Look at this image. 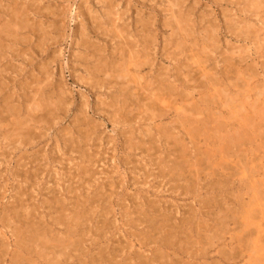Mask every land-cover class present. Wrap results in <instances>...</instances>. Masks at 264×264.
Returning a JSON list of instances; mask_svg holds the SVG:
<instances>
[{
  "label": "rangeland",
  "instance_id": "374dc122",
  "mask_svg": "<svg viewBox=\"0 0 264 264\" xmlns=\"http://www.w3.org/2000/svg\"><path fill=\"white\" fill-rule=\"evenodd\" d=\"M263 4L0 0V264H264Z\"/></svg>",
  "mask_w": 264,
  "mask_h": 264
},
{
  "label": "bare ground",
  "instance_id": "6f19581e",
  "mask_svg": "<svg viewBox=\"0 0 264 264\" xmlns=\"http://www.w3.org/2000/svg\"><path fill=\"white\" fill-rule=\"evenodd\" d=\"M37 1V0H36ZM264 5V4H263ZM261 8V7H260ZM19 12V11H18ZM19 14V13H18ZM22 15V14H21ZM14 16H16V14L14 15ZM20 16V15H19ZM19 16H17L18 18H19ZM26 17V16H25ZM19 19H21V18H19ZM22 20H23V18H22ZM19 21V22H15V25H14V29H12V32H14L15 33V35L17 36L18 35V31L19 30H24L25 29V26H24V22H25V20L24 21ZM139 20V19H138ZM20 22H21V25H20ZM111 23V22H110ZM13 27V26H12ZM30 27V26H29ZM4 30V29H3ZM11 31V30H10ZM10 31H9V33H10ZM178 34V33H177ZM177 36V35H176ZM241 36V35H240ZM14 37V36H13ZM175 37V36H174ZM20 38V37H19ZM14 39V38H13ZM17 40V37L15 38V41ZM209 41V40H208ZM2 49V48H1ZM190 49V48H189ZM130 55V54H129ZM120 56V55H119ZM132 60V59H131ZM128 61V60H127ZM140 61H142V60H140ZM124 62H126V61H124ZM129 62V61H128ZM137 63L138 62H134V64H136V66H137ZM139 63H141V62H139ZM104 64V63H103ZM102 64V65H103ZM122 64V63H121ZM128 64V63H127ZM119 65V64H118ZM132 65V64H131ZM114 66V65H113ZM120 66V65H119ZM118 66V67H119ZM127 66V65H126ZM125 65H124V67H126ZM129 66V65H128ZM136 66H135V68H136ZM138 66H139V68H140V65L138 64ZM137 66V67H138ZM121 67V66H120ZM119 67V68H120ZM114 68V67H113ZM122 68V67H121ZM108 69V68H107ZM112 69V66H111V68H110V71L111 72H113V70H111ZM123 69V68H122ZM121 69V70H122ZM125 69V68H124ZM107 72V71H106ZM109 72V71H108ZM123 72V71H122ZM117 73V72H116ZM118 73H119V71H118ZM114 74H115V72H114ZM134 74V73H133ZM124 75V74H123ZM114 76V75H113ZM118 76V75H117ZM127 76V75H126ZM115 77V76H114ZM126 80V79H125ZM126 83H128V82H126ZM132 83V82H131ZM123 86H125V85H123ZM122 86V87H123ZM58 103V102H57ZM7 126V125H6ZM28 138V137H27ZM178 140V139H177ZM234 228V227H233ZM254 253V252H253ZM259 258V257H258ZM263 259V258H262ZM53 260V259H52ZM257 263H259V262H257Z\"/></svg>",
  "mask_w": 264,
  "mask_h": 264
}]
</instances>
